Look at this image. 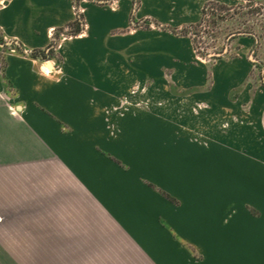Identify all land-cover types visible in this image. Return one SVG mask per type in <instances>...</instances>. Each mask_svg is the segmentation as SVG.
<instances>
[{
  "label": "crops",
  "instance_id": "0c3cea01",
  "mask_svg": "<svg viewBox=\"0 0 264 264\" xmlns=\"http://www.w3.org/2000/svg\"><path fill=\"white\" fill-rule=\"evenodd\" d=\"M122 1L119 12L87 5L88 36L65 43L60 71L52 59L0 46V264H264V87L249 80L252 59L222 54L200 63L186 35L127 32L133 16ZM143 1L144 13L169 28L190 25L169 23L174 11L197 8V0H175L181 10L170 13L162 0ZM74 13L72 0H9L0 29L26 50L46 49ZM165 69L219 118L205 137L191 138L196 130L163 113L118 106L134 80L162 83ZM123 150L185 162L178 170L187 206L165 188L178 204L164 201L156 212L180 236H160L146 222L154 209L119 177Z\"/></svg>",
  "mask_w": 264,
  "mask_h": 264
},
{
  "label": "rangeland",
  "instance_id": "374dc122",
  "mask_svg": "<svg viewBox=\"0 0 264 264\" xmlns=\"http://www.w3.org/2000/svg\"><path fill=\"white\" fill-rule=\"evenodd\" d=\"M9 1V0H8ZM7 1V3H8ZM74 0H72L73 2ZM186 3L189 0H184ZM143 0H130V12L133 16L132 21L128 24L126 31L135 33L136 30H151L153 32L162 33L166 22L162 19L155 21V17L150 13L145 12L143 7L148 8V4ZM162 8L170 13L176 7L180 11L182 4L175 0H162ZM183 2V3H185ZM93 3L96 10L105 12H119L123 4L122 0H78V11L74 9V16L80 13L84 17L83 34L80 38L88 36L90 30V23L87 19V5ZM197 8H194L193 14L190 16L183 15L176 10L174 11V19L169 20V23H175L176 26L181 27L182 24H190L194 26L186 36L190 37L193 44V54L196 62L211 63L213 59L218 57L209 58L207 55L212 53H222L226 59L243 56L249 62L250 74L249 80L255 86L264 87V0H197ZM73 12V11H72ZM167 13V12H166ZM79 25V24H78ZM77 24L71 29H66L64 33H59L46 51L49 58L43 61L52 59L56 62L57 69L61 70L63 58V47L66 42L77 38L71 35ZM154 34V33H153ZM7 39H10L7 37ZM3 41V40H2ZM6 41V40H5ZM4 42V41H3ZM2 43V42H1ZM52 45V46H51ZM241 50H238L240 49ZM28 53L32 50H26ZM14 54H21L20 51ZM3 55V53H2ZM42 60V59H41ZM44 72H48L51 67L50 63L45 64ZM174 95L180 98H174ZM125 101H118L119 105H126L128 109H140L148 112H158L169 116L170 119L180 122L184 131L191 133V138H194V133L206 136L205 132L210 127V122L219 120L216 116L213 118L209 114L210 106L205 101L191 100L185 92L183 87L175 85L172 79V71L165 69L163 72L162 83H156L154 79L147 80H134L125 92L121 95ZM117 106V108H119ZM212 118V119H211ZM219 123V122H218ZM113 128V126H111ZM219 130L224 129V123L217 125ZM186 129V130H185ZM189 130V131H188ZM216 130V129H215ZM138 138L139 136L136 135ZM200 136H197L198 140ZM120 149H118L119 151ZM103 155L110 157L109 152L103 149H98ZM183 149L181 156H184ZM125 163L115 160L119 169V177L123 179L127 192L136 194V200L145 199L150 209H154V219H147L146 222L152 227L159 230L160 236H180L166 221L156 216V212L165 208L164 201L173 205H177L176 198L169 194L166 189L182 194V198L186 201L189 196L187 185L180 182L179 167L181 170L185 169V162L181 160L179 165H165L161 157L156 151L144 150L143 152L133 153L131 150H123L121 154ZM114 161V160H113ZM134 163L136 165H134ZM183 172L181 171V177ZM184 178V177H183ZM182 178V179H183ZM184 180H187V176ZM183 181V180H182ZM166 188V189H165ZM141 202H136L140 205ZM147 205V204H146ZM147 207V206H146ZM140 209V208H139ZM140 214V213H138ZM187 215L180 216L181 221ZM175 221H179L173 217ZM141 219L133 218V225L139 226ZM135 232L138 228H135ZM186 235L189 234L188 228L183 229ZM30 264L29 261L23 262ZM31 264H47L44 260L31 262ZM54 264V263H53ZM59 264V262H58Z\"/></svg>",
  "mask_w": 264,
  "mask_h": 264
},
{
  "label": "trees",
  "instance_id": "16d2710c",
  "mask_svg": "<svg viewBox=\"0 0 264 264\" xmlns=\"http://www.w3.org/2000/svg\"><path fill=\"white\" fill-rule=\"evenodd\" d=\"M73 5L75 6V8L77 9V6H78V0H74L73 1ZM78 25L74 31L71 33V35H78L79 33L82 32V30L84 29L83 28V25H84V17L82 14L80 13H77V16L75 18L74 21H72L71 23H69L68 25H66L65 27H62V28H58L55 30L54 32V37L58 35V33H64V31L66 29H71L72 27H74L75 25ZM194 27V26H193ZM192 26H186V27H182V28H169V27H164L165 29H168L178 35H187L188 33H190L191 29L193 28ZM194 41V40H192ZM0 43H1V40H0ZM20 49V48H19ZM21 50V49H20ZM31 57L33 58H40V59H47L49 58V54L48 52L46 51V49H33L30 54H29Z\"/></svg>",
  "mask_w": 264,
  "mask_h": 264
},
{
  "label": "built area",
  "instance_id": "2783aa9c",
  "mask_svg": "<svg viewBox=\"0 0 264 264\" xmlns=\"http://www.w3.org/2000/svg\"><path fill=\"white\" fill-rule=\"evenodd\" d=\"M7 1L8 0H3V4L2 5H0V8H3V7H5L6 6V4H7ZM74 6V5H73ZM74 9L76 10V11H78V6H77V9L75 8V6H74ZM78 13V12H77ZM77 13H76V16H77ZM84 26V25H83ZM55 32V31H54ZM55 38V37H54ZM0 40H1V42L2 43H0V46H1V48H4L5 47V44H7V43H9L7 46H8V48L6 49V51L8 52V53H16V52H18V51H20L21 53H24L25 55H29L30 54V52L28 53L27 51H26V49L25 48H23L16 40H13V39H7V37L4 35V33L2 32V30L0 29ZM4 42H3V41ZM6 40V41H5ZM52 46V45H51ZM21 50H20V49ZM48 49V48H47ZM4 51L5 50H2V52L4 53ZM30 56V55H29ZM45 61V60H44ZM50 61V59H48V60H46L45 62H49ZM125 100H127V99H122L121 101H125ZM224 125H226V124H224Z\"/></svg>",
  "mask_w": 264,
  "mask_h": 264
},
{
  "label": "water",
  "instance_id": "95a60500",
  "mask_svg": "<svg viewBox=\"0 0 264 264\" xmlns=\"http://www.w3.org/2000/svg\"><path fill=\"white\" fill-rule=\"evenodd\" d=\"M7 44H9V43H7ZM222 55V53H212V54H208L207 56L209 57V58H212V57H219V56H221Z\"/></svg>",
  "mask_w": 264,
  "mask_h": 264
},
{
  "label": "clouds",
  "instance_id": "9594fccd",
  "mask_svg": "<svg viewBox=\"0 0 264 264\" xmlns=\"http://www.w3.org/2000/svg\"><path fill=\"white\" fill-rule=\"evenodd\" d=\"M3 4V0H0V5H2ZM50 33H51V30H50Z\"/></svg>",
  "mask_w": 264,
  "mask_h": 264
}]
</instances>
